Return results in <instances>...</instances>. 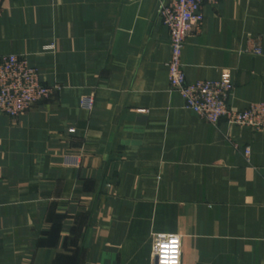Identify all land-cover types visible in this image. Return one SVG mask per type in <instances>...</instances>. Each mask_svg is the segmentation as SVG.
Returning a JSON list of instances; mask_svg holds the SVG:
<instances>
[{
    "label": "crops",
    "instance_id": "0c3cea01",
    "mask_svg": "<svg viewBox=\"0 0 264 264\" xmlns=\"http://www.w3.org/2000/svg\"><path fill=\"white\" fill-rule=\"evenodd\" d=\"M158 9L0 2V57H28L58 87L0 114V264H154L164 233L182 237V264H264V131L186 108ZM204 15L183 53L188 81L228 70L234 109L264 104V0Z\"/></svg>",
    "mask_w": 264,
    "mask_h": 264
},
{
    "label": "built area",
    "instance_id": "2783aa9c",
    "mask_svg": "<svg viewBox=\"0 0 264 264\" xmlns=\"http://www.w3.org/2000/svg\"><path fill=\"white\" fill-rule=\"evenodd\" d=\"M219 0H165L159 6L163 24L170 32L171 56L168 62L169 79L174 90L179 92L186 106L213 123L226 116L234 124L264 131V104H251L245 109H234L228 103L233 86L230 72H223L216 80L187 82L183 64L186 39L199 30L204 20V3L216 4ZM54 48L53 45L47 49ZM261 54V41L250 50ZM25 57V56H24ZM39 68L27 57L8 54L0 58V111L16 116L29 109L36 101L48 97L54 87L46 86ZM247 155L250 148L245 149ZM175 241L173 245L172 242ZM161 243H168L175 251L176 264H182L183 241L178 234H158L153 246L154 264H164Z\"/></svg>",
    "mask_w": 264,
    "mask_h": 264
},
{
    "label": "rangeland",
    "instance_id": "374dc122",
    "mask_svg": "<svg viewBox=\"0 0 264 264\" xmlns=\"http://www.w3.org/2000/svg\"><path fill=\"white\" fill-rule=\"evenodd\" d=\"M3 0H0V2H2ZM221 1H223V0H219L216 4H218L219 2H221ZM162 3H165V0H159V6L162 4ZM216 4H209V2H205L204 3V7L205 6H207V5H216ZM158 14H159V9H158ZM159 17H160V14H159ZM204 17H205V15H204ZM160 20H161V22H162V19L160 18ZM203 22H204V20H203ZM163 23V22H162ZM203 24V23H202ZM164 25V24H163ZM165 26V25H164ZM195 33V32H194ZM193 33V34H194ZM169 34H170V32H169ZM193 34H191L189 37H191ZM189 37H187V39H186V45H187V40H188V38ZM51 45H53L54 46V48H55V44L53 43V42H50V43H48V44H45L44 45V47H43V49L45 50V51H50V50H52V49H54V48H52V49H47V46H51ZM169 45H170V39H169ZM251 52L252 53H254L255 55H262V53H263V51H262V53L261 54H259V53H256V51H255V49L254 50H251ZM11 54H13V53H11ZM8 55V54H7ZM5 56V55H4ZM3 56H1L0 58H2ZM23 58H25L24 56H22ZM28 58V57H27ZM29 59V58H28ZM169 62V61H168ZM167 66H168V63H167ZM40 70V69H39ZM168 72H169V66H168ZM225 72H229L228 70H225ZM223 73V72H222ZM221 73V74H222ZM230 74H231V72H230ZM221 76V75H220ZM220 78V77H219ZM218 78V79H219ZM231 78H232V74H231ZM186 80H187V82H189L188 81V79L186 78ZM43 82H44V84H46V86H49V87H54V89L55 88H58V87H55V86H53L52 84H50V83H48V82H46V80H43ZM169 82H170V86H171V88L174 90V88H173V86H172V83H171V81H170V79H169ZM232 82H233V80H232ZM53 89V90H54ZM233 90H234V84H233V86H232V89H231V91H230V94H229V97H228V103H229V100H230V97H231V95H232V93H233ZM175 92H177L176 90H174ZM52 93H53V91H52ZM51 93V94H52ZM177 93H179V92H177ZM51 94L48 96V97H44V98H42V99H40V100H38V101H36L32 106H30L29 107V109H27V110H25L24 112H22V113H19V114H17L16 116H12V115H10V114H6V113H4V112H2V111H0V114H2V115H5V116H8L9 118H11V119H15V118H18L20 115H23V114H25V113H27V112H29L30 110H32L38 103H40V102H42V101H44V100H47V99H49L50 97H51ZM180 94V93H179ZM181 95V94H180ZM185 102V101H184ZM185 106H186V103H185ZM231 106V105H230ZM186 108H188L187 106H186ZM188 109H190V108H188ZM245 109V108H244ZM191 110V109H190ZM243 110V109H242ZM193 111V110H192ZM199 116H201L202 118H204L205 120H207L208 122H210V123H212V124H218L222 119H226L227 120V122H229V123H231V124H234L233 122H232V120H230L228 117H226V116H223V117H221L219 120H218V122H216V123H213L212 121H210V120H208L206 117H204V116H202L201 114H198ZM234 125H237V126H240V127H246V126H243V125H240V124H234ZM249 128H252V127H249ZM253 129H255V128H253ZM246 149V148H245ZM153 246H154V244H153Z\"/></svg>",
    "mask_w": 264,
    "mask_h": 264
},
{
    "label": "clouds",
    "instance_id": "9594fccd",
    "mask_svg": "<svg viewBox=\"0 0 264 264\" xmlns=\"http://www.w3.org/2000/svg\"><path fill=\"white\" fill-rule=\"evenodd\" d=\"M172 244H175V241L172 242ZM161 248L164 254V264H176L175 256L169 257V252H174V247H171L168 243H161Z\"/></svg>",
    "mask_w": 264,
    "mask_h": 264
},
{
    "label": "bare ground",
    "instance_id": "6f19581e",
    "mask_svg": "<svg viewBox=\"0 0 264 264\" xmlns=\"http://www.w3.org/2000/svg\"><path fill=\"white\" fill-rule=\"evenodd\" d=\"M210 80V79H209Z\"/></svg>",
    "mask_w": 264,
    "mask_h": 264
}]
</instances>
